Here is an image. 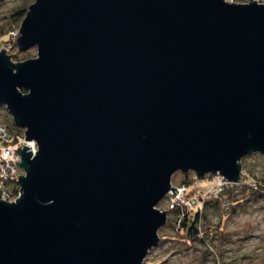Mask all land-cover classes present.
<instances>
[{"label": "water", "instance_id": "1", "mask_svg": "<svg viewBox=\"0 0 264 264\" xmlns=\"http://www.w3.org/2000/svg\"><path fill=\"white\" fill-rule=\"evenodd\" d=\"M17 46L37 55L0 49L27 140L0 264H142L175 172L239 181L264 154V2L35 0Z\"/></svg>", "mask_w": 264, "mask_h": 264}, {"label": "rangeland", "instance_id": "2", "mask_svg": "<svg viewBox=\"0 0 264 264\" xmlns=\"http://www.w3.org/2000/svg\"><path fill=\"white\" fill-rule=\"evenodd\" d=\"M23 1L0 0V29L3 28L7 32L0 34V49L4 47L8 54L13 53V62L37 55L36 47L21 51L17 46L23 19H15L11 14ZM34 1L31 0L30 4ZM227 1L243 3L249 0ZM14 30L18 33L10 34ZM14 54H17V57ZM0 121L12 132L21 129L16 126L4 104H0ZM241 165L242 180L251 175L264 183V154L256 152L247 155L241 159ZM23 172L25 173L24 169ZM191 172L193 171L189 173ZM183 174L181 171L175 172L172 183L180 185ZM217 181V177L196 180L186 190L187 194L193 197L199 198L201 194L206 196L204 201L201 200L199 208H203L208 217V229L201 228V237L189 242L179 232L178 223L173 219L169 222L171 214L168 213L166 224L159 229L160 242L148 253L145 264H264V195L253 193L249 196L248 189L238 187L236 190H239V193L234 192L232 195L226 192L222 199L216 202L215 196L219 193L206 194ZM208 201L210 204L205 208ZM157 207L167 210L166 201L163 200Z\"/></svg>", "mask_w": 264, "mask_h": 264}, {"label": "built area", "instance_id": "3", "mask_svg": "<svg viewBox=\"0 0 264 264\" xmlns=\"http://www.w3.org/2000/svg\"><path fill=\"white\" fill-rule=\"evenodd\" d=\"M17 31L14 30L10 32V34H17ZM27 145V140L25 138L24 131L22 134L17 135V137L13 136L10 130L6 125H4L0 121V198L7 200V201H14L16 200L21 193V186L19 183V174H23V168L20 166V163L16 162V160L21 159V156L17 150V148L23 147ZM32 152L36 153L38 150V145L35 140H31ZM243 172V171H242ZM212 177H217V184L210 188L207 191V194L212 192L218 193L219 191L223 190L226 185L241 183V179L239 181H229L224 178L223 175L217 174ZM173 184V183H172ZM174 185V184H173ZM177 188H181L178 190L177 193H174V190H170L164 200L167 203V210L172 209L174 207H181L182 209H189L194 204H201V200L204 201L206 198L205 195L197 197H192L187 194V188L182 185H174ZM213 189V190H212Z\"/></svg>", "mask_w": 264, "mask_h": 264}, {"label": "trees", "instance_id": "4", "mask_svg": "<svg viewBox=\"0 0 264 264\" xmlns=\"http://www.w3.org/2000/svg\"><path fill=\"white\" fill-rule=\"evenodd\" d=\"M31 0H24L23 3L19 4L18 6H16L14 8V11L12 12V17L15 19H23L24 16L27 13L29 4H30ZM7 32L5 30H3V28L0 29V34H6ZM15 57H17V54H14ZM26 58V57H24ZM23 92H26L25 89H22ZM19 128V127H18ZM20 129V128H19ZM22 129L12 132L10 130V132L12 133L13 136L17 137V135L22 134ZM191 173L193 176H191ZM189 174H183V178L182 181L180 182V185L185 186L186 188L191 185L194 184L195 181L197 180H202L200 178H198L196 176V174L194 172H191ZM211 178L212 175H206L204 178ZM243 188V189H248L247 191H249L247 194L250 196L253 193H256L257 195H264V183L263 180H257L255 178H253L251 175L249 177H247L246 179H244L241 183H236V184H230V185H226V187L219 191V195L215 196V201L219 202V200L222 199L223 194H225L226 192H230V194L234 195V192L239 193V189ZM200 195V194H198ZM193 197V196H192ZM164 200V198H163ZM163 200H161V202H163ZM209 201L208 203L205 204V208L209 205ZM203 209V208H202ZM199 208L198 204H194L191 208L187 209H182L181 207H174L172 209L168 210V213L171 214L170 220L169 222L173 219L175 220V222L178 223L179 226V232L185 237V239L187 241H191V240H195L201 237V228H205L208 229L209 227V220L207 215L205 214V211ZM208 226V227H207ZM163 238V237H161ZM183 241V240H182ZM147 259V258H146ZM145 259V261L143 262V264H145L147 262V260Z\"/></svg>", "mask_w": 264, "mask_h": 264}]
</instances>
